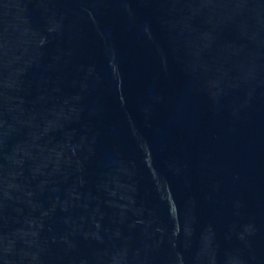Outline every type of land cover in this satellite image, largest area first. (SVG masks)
<instances>
[{
	"label": "water",
	"instance_id": "1",
	"mask_svg": "<svg viewBox=\"0 0 264 264\" xmlns=\"http://www.w3.org/2000/svg\"><path fill=\"white\" fill-rule=\"evenodd\" d=\"M0 264H264V0H0Z\"/></svg>",
	"mask_w": 264,
	"mask_h": 264
}]
</instances>
